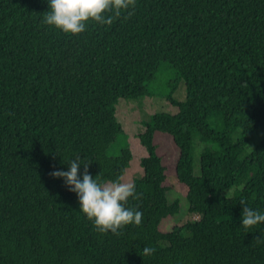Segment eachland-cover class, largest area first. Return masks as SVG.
I'll return each mask as SVG.
<instances>
[{
    "label": "trees",
    "instance_id": "trees-1",
    "mask_svg": "<svg viewBox=\"0 0 264 264\" xmlns=\"http://www.w3.org/2000/svg\"><path fill=\"white\" fill-rule=\"evenodd\" d=\"M48 10L0 0V264H264V223L245 233L240 203L264 213V135L246 150L264 127V0H137L132 17L79 35L42 24ZM163 63L177 111L152 113L137 134L147 155L127 206L142 224L98 233L50 173L79 156L81 179L83 163L121 178L133 155L116 104L153 96ZM169 174L181 198L169 199ZM183 198L193 216L178 224Z\"/></svg>",
    "mask_w": 264,
    "mask_h": 264
},
{
    "label": "clouds",
    "instance_id": "clouds-1",
    "mask_svg": "<svg viewBox=\"0 0 264 264\" xmlns=\"http://www.w3.org/2000/svg\"><path fill=\"white\" fill-rule=\"evenodd\" d=\"M137 0H49V10L44 13L42 24L54 27L65 34L79 35L86 31L89 22L111 26L114 21L127 13L124 19L135 14ZM69 170H56L50 173L53 178H63L68 190L77 194L80 211L92 221L98 233L121 235L128 225L140 226L143 213L134 207H128L129 199L138 200L134 180L117 178L104 182L101 174L95 178L89 173V163H83L84 171L79 173L80 157L67 162ZM242 212V227L245 233L254 226L264 223V213L252 209L245 199ZM257 245L264 244V237L254 238ZM156 249L145 246L143 256L154 255Z\"/></svg>",
    "mask_w": 264,
    "mask_h": 264
},
{
    "label": "rangeland",
    "instance_id": "rangeland-1",
    "mask_svg": "<svg viewBox=\"0 0 264 264\" xmlns=\"http://www.w3.org/2000/svg\"><path fill=\"white\" fill-rule=\"evenodd\" d=\"M174 71L166 64L163 63L156 76V81H153L150 85L153 96H143L137 99H126L119 98L116 104V117L121 123L124 132L127 134V143L130 146L132 152V159L129 166L125 170L124 174L121 176L123 180H133L134 177L141 176L143 174V169L140 165V158L147 154L146 149L142 146L138 140L137 134L144 129L142 121L149 120L150 115L154 112H169L175 113L177 107L172 105L163 96L167 93L169 89V81L173 78ZM173 96L177 100H183L185 97V86L184 82L180 81ZM264 127H261L253 139L247 144L246 150H251L263 137ZM201 145V144H200ZM122 142L120 139L111 146V152L113 154L119 153ZM199 146L195 148L193 167L194 173L199 174ZM169 181L168 185L171 187V191L168 192V197L170 200L175 197L183 196L184 187L180 185L177 181L176 176L169 174L166 179ZM230 190L226 191L229 194ZM230 195V194H229ZM187 201L185 198L180 200V208L178 214L175 216V220L178 224L184 223L187 219L191 218L193 215L186 211Z\"/></svg>",
    "mask_w": 264,
    "mask_h": 264
},
{
    "label": "crops",
    "instance_id": "crops-1",
    "mask_svg": "<svg viewBox=\"0 0 264 264\" xmlns=\"http://www.w3.org/2000/svg\"><path fill=\"white\" fill-rule=\"evenodd\" d=\"M147 155V154H146Z\"/></svg>",
    "mask_w": 264,
    "mask_h": 264
}]
</instances>
